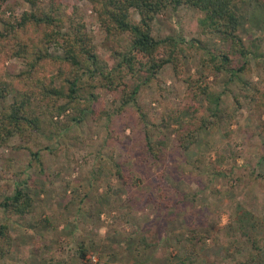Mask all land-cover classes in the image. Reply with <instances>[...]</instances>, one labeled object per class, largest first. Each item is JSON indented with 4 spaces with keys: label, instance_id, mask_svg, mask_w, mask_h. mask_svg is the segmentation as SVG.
Listing matches in <instances>:
<instances>
[{
    "label": "rangeland",
    "instance_id": "rangeland-1",
    "mask_svg": "<svg viewBox=\"0 0 264 264\" xmlns=\"http://www.w3.org/2000/svg\"><path fill=\"white\" fill-rule=\"evenodd\" d=\"M14 2L16 13L29 8ZM60 2L61 14L76 8L93 35L98 56L114 65L117 60L104 43L105 32L90 3ZM237 6L243 14L239 32L247 45L255 41V55L247 56L246 69L232 81L227 83L226 75L213 81L216 91L226 90L224 113L219 125L200 131L196 151L176 146L175 129L188 118L182 106L186 85L173 76L170 65L159 70L157 80L140 86V110L129 104L110 120L86 115L80 125L64 131L47 121L42 132L15 135L0 145V200L14 187L7 177L23 180L30 173L32 192L38 194L32 215L19 218L0 211V222L8 223L12 237L11 251L0 264H235L246 257L251 237L264 238V114L256 112L253 95L255 87L264 92V0H244ZM200 16V11L185 7L159 12L153 34L181 37L183 48L199 38L206 49L219 50L217 36L201 33ZM131 17L138 15L131 10ZM51 51L61 54L56 47ZM185 53L192 72L199 54L190 48ZM6 64L9 71L22 68L18 59ZM125 81L135 83L129 76ZM95 92L104 109L118 106L115 94L100 88ZM139 113L155 123L170 117L160 135L166 146L159 160H142ZM37 149L47 178L29 166L30 151ZM195 157L199 159L193 169ZM117 162L136 179L135 185L126 186L111 175ZM179 197L185 200L173 204ZM152 199L163 205L156 207ZM189 241L197 247L191 259L186 258ZM81 248L86 250L84 259L79 257Z\"/></svg>",
    "mask_w": 264,
    "mask_h": 264
},
{
    "label": "trees",
    "instance_id": "trees-1",
    "mask_svg": "<svg viewBox=\"0 0 264 264\" xmlns=\"http://www.w3.org/2000/svg\"><path fill=\"white\" fill-rule=\"evenodd\" d=\"M20 1L27 3L29 8L16 13L12 0H0L2 146L15 135L24 137L42 132L47 121L61 126L64 131L75 124L80 125L86 115L92 119L105 116L110 120L129 104L140 110V86L157 80L159 70L170 65L173 76L186 85L182 106L188 118L180 121L175 129L176 146L182 151H196L200 131L219 125L220 113H224L222 103L226 90L216 91L213 81L223 75L227 76V83L232 81L235 74L246 69L247 56L255 55V41L247 45L239 32L243 14L237 2L244 3V0H86L105 32L104 43L117 60L112 66L98 56L93 35L75 7L61 14L63 4L60 0ZM180 7L200 11L198 27L204 35L217 36L221 44L219 50L206 49L204 41L199 38L183 48L185 41L181 37L153 34L152 23L157 14L168 9L177 11ZM131 10L138 15L137 19L131 17ZM52 47L61 49V54H53ZM185 48L195 49L199 54L192 72L186 64ZM202 50L207 52L202 54ZM12 59L22 63V68L16 72L7 69L6 63ZM127 76L135 79L131 86L125 81ZM97 88L106 94H115L118 106L112 111L104 109L99 93L95 92ZM254 90V108L260 116L264 114V92L256 87ZM60 116L62 120H59ZM138 118L142 124V160H159L166 146L160 135L164 134L170 117L163 116L159 123L149 122L143 113H139ZM261 123L264 132V120ZM30 154L29 166H34V171L37 169L47 178L40 149L30 151ZM197 159L191 161L193 169ZM121 166L117 162L111 175L118 176L126 186L135 185L136 179L129 172L125 173ZM31 176L30 173L28 178L16 181L7 177V180L14 181V187L0 200V211L19 218L35 212L38 194L32 192L35 182ZM161 197L165 199L164 195ZM183 200L184 197H179L173 204ZM152 202L156 207L163 205L159 199H152ZM198 241H203L202 235L198 236ZM189 243L190 253L186 258L191 259L189 256L197 252V247L195 242ZM11 246L9 225L0 222V259L10 253ZM85 253L86 250L81 248L79 257L84 259ZM262 262L264 238L251 237L246 257L237 259L235 264Z\"/></svg>",
    "mask_w": 264,
    "mask_h": 264
},
{
    "label": "built area",
    "instance_id": "built-area-1",
    "mask_svg": "<svg viewBox=\"0 0 264 264\" xmlns=\"http://www.w3.org/2000/svg\"><path fill=\"white\" fill-rule=\"evenodd\" d=\"M92 259H93V260H95V258H94V257H92Z\"/></svg>",
    "mask_w": 264,
    "mask_h": 264
}]
</instances>
